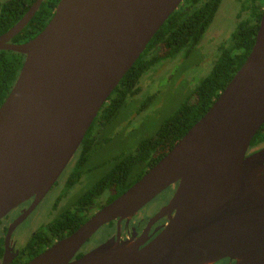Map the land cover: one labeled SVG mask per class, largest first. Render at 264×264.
<instances>
[{"label": "water", "instance_id": "obj_1", "mask_svg": "<svg viewBox=\"0 0 264 264\" xmlns=\"http://www.w3.org/2000/svg\"><path fill=\"white\" fill-rule=\"evenodd\" d=\"M36 0L0 36V51L25 56L0 107V220L35 198L14 228L46 197L74 158L100 110L149 42L184 0H60L34 39L12 40L34 18ZM264 125V3L245 63L197 123L140 180L70 236L27 264H264V147L250 148ZM149 222L167 221L144 247L126 225L167 189ZM118 234L72 261L102 226Z\"/></svg>", "mask_w": 264, "mask_h": 264}, {"label": "trees", "instance_id": "obj_2", "mask_svg": "<svg viewBox=\"0 0 264 264\" xmlns=\"http://www.w3.org/2000/svg\"><path fill=\"white\" fill-rule=\"evenodd\" d=\"M35 1L0 0V36L14 27ZM59 1L44 0L34 18L12 42L22 44L34 39L52 19ZM222 2L223 0H184L122 78L77 151L79 155L76 157L79 161L73 177L75 182H79L86 175L89 178L87 189L81 196H77L75 212L70 210L62 219L56 220L52 225L53 231H68L67 234H70L77 230L85 223L86 218L81 217L79 212L86 209V206L98 200L101 208L102 201L106 199V204L111 203L140 180L207 113L215 99L240 70L255 44L264 0H238L241 3L238 28L229 45L219 47L212 71L201 79L187 101L162 124L156 134L140 139L135 146H129L123 153L112 157L109 166L96 161L100 151L109 147L103 146L109 139L102 135L120 119L128 99L141 92L143 76L154 65L176 58L184 50L191 52L201 45ZM244 15L245 18H242ZM24 61L25 56L22 54L0 51V107L11 92ZM153 100L154 96L146 99L141 111ZM134 138L132 135L133 140ZM260 146H264V125L253 138L250 148ZM171 192L170 188L167 189L159 199L165 200ZM2 252L1 241L0 256Z\"/></svg>", "mask_w": 264, "mask_h": 264}, {"label": "rangeland", "instance_id": "obj_3", "mask_svg": "<svg viewBox=\"0 0 264 264\" xmlns=\"http://www.w3.org/2000/svg\"><path fill=\"white\" fill-rule=\"evenodd\" d=\"M240 11L241 3L238 0H223L201 45L191 52L184 50L176 58L154 65L143 76L140 83L141 92L128 99L120 119L102 135L109 139L103 146L109 147L100 151L96 161L109 166L112 157L123 153L129 146H135L140 139L156 134L162 124L187 101L201 79L212 71L219 47L229 45L237 31ZM150 96H154L153 102L141 111L142 104ZM132 135L135 136L134 140ZM51 193V197L45 199V208L56 196L55 189ZM162 203L163 200L157 199L154 204L156 209L151 211H156ZM111 232H114L112 226L103 227L94 241L106 239Z\"/></svg>", "mask_w": 264, "mask_h": 264}, {"label": "flooded vegetation", "instance_id": "obj_4", "mask_svg": "<svg viewBox=\"0 0 264 264\" xmlns=\"http://www.w3.org/2000/svg\"><path fill=\"white\" fill-rule=\"evenodd\" d=\"M218 53L219 50L217 51L216 55H218ZM78 155L77 153L75 154L74 158L68 164L65 171L49 191L51 195V192H53L54 189L56 192V196L52 199L50 205L45 208V199L50 195L48 193L46 197L33 209V211H31V213L27 215L25 219L22 220L21 223L18 224L12 231L7 247V260L9 261L8 264H27L32 259L45 252L47 249L51 248L54 244L70 236L74 232L73 231L70 234H67L68 231L61 230L56 232L52 230V225L56 220L62 219V217L66 215L68 211L71 210L75 212L74 209L77 196H81L82 193L87 189L89 178H87L86 175H83L79 182H75V177H73L79 161L78 157H76ZM91 166L95 167V165ZM171 190L172 192L167 195L166 198L164 197V204L162 203L156 211L151 210L156 209L154 204L157 203V199H159V196L161 195L156 197L153 201H151L148 205L141 209L130 220L128 225H126L125 220L122 221L120 226V239L126 241L133 238L135 234V239L140 242V248L144 247L151 240H153L160 233V227L166 223L167 219L162 218L156 223H153L151 226H149V222L160 212L163 207L168 204L175 191L174 188ZM74 192L76 193L74 194ZM50 197L51 196H49L47 200ZM34 201L35 198L29 199L28 201L11 210L4 218L0 220V242L2 241L3 249L2 255L0 256V264L3 263L5 255L7 253L6 239L11 226L20 218H22V216L25 215L27 211L30 210V208L33 207ZM106 201L107 200L105 199L101 202V205H103L101 208L107 205ZM101 208L99 207V201L97 200L92 204L86 206V209L78 212L81 217L86 218V222ZM148 208L149 210H147ZM105 226H112L114 232H111V235L107 236L106 239H97L96 241H94L95 236ZM117 234V221H113L102 226L79 249L72 261L80 259L109 239L116 237ZM215 264H235V262L230 261L229 259H223L216 262Z\"/></svg>", "mask_w": 264, "mask_h": 264}]
</instances>
